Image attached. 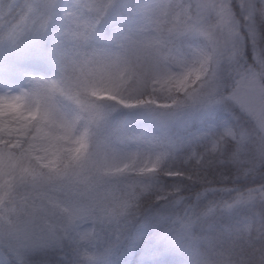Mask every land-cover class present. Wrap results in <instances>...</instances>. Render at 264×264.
<instances>
[{
	"label": "snow or ice",
	"instance_id": "snow-or-ice-1",
	"mask_svg": "<svg viewBox=\"0 0 264 264\" xmlns=\"http://www.w3.org/2000/svg\"><path fill=\"white\" fill-rule=\"evenodd\" d=\"M0 264H264V0H0Z\"/></svg>",
	"mask_w": 264,
	"mask_h": 264
}]
</instances>
